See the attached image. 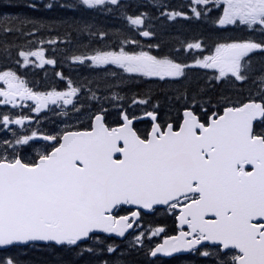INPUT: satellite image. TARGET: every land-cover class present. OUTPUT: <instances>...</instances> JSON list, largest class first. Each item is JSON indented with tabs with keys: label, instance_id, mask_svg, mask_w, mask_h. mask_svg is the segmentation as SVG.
Segmentation results:
<instances>
[{
	"label": "snow or ice",
	"instance_id": "6c2138e0",
	"mask_svg": "<svg viewBox=\"0 0 264 264\" xmlns=\"http://www.w3.org/2000/svg\"><path fill=\"white\" fill-rule=\"evenodd\" d=\"M214 6L222 7L212 20L214 25L244 26L260 39L255 35L224 38L210 55L191 63L145 50L126 51L125 44L137 43L128 40L119 50L71 57L74 62L116 65L125 73L176 85L172 91L183 108L178 128L159 122L157 101L152 110L143 113L152 121L145 136L133 126V121L142 117L130 118L122 111V122L109 127L103 106L89 114L90 126L83 130L66 126L56 134L33 129L30 135L13 132L11 139L0 136V264H28L21 250L38 242L54 251L58 246L73 257L68 261L61 257L59 264H79L86 255L93 258L86 264H129L126 255L145 248L146 237L150 241L165 232V228L156 227L126 238L141 218V210L157 205L167 206L175 215L177 231L146 247V256L196 253L209 264H264V59L258 64L252 60L253 55L264 53V0H189L188 12L183 11V5L172 8L159 0H145L135 13L128 12L132 5L126 6L124 0H17L6 7L115 12L126 15L130 25L145 26L153 10L171 21L210 16ZM68 27L91 30L86 22L77 24L75 20ZM36 34L37 24L28 15L0 12V57L7 58L15 50L21 67L32 63L30 57L54 64L52 59H42L44 48L26 51L17 43ZM105 35L99 31L100 37ZM139 35L152 37L154 33L142 30ZM31 44L28 41L29 47ZM201 47L197 41L184 50ZM193 67L212 69L215 74L201 85L187 76ZM56 75L63 78L61 73ZM224 79L233 85H248L247 96L232 100L221 95L214 104L208 95L211 83ZM0 83V105L18 107L30 100L35 102L32 112L39 113L50 103L62 101L76 113L82 110L73 100L82 89L71 81L66 91L38 92L8 68L0 70ZM104 87L110 97L89 89L88 99H123L113 91L114 85L105 83ZM149 103L150 95L141 98L134 94L131 100L132 105L147 107ZM210 106L217 111L207 115ZM202 115L207 119L202 120ZM26 122L32 123L33 117L0 115V125L7 131H12L11 125ZM37 139L56 146L51 151L37 150L36 157L26 161L18 149L31 147ZM124 205L134 206V210L117 215ZM114 237L125 238L123 248Z\"/></svg>",
	"mask_w": 264,
	"mask_h": 264
},
{
	"label": "trees",
	"instance_id": "16d2710c",
	"mask_svg": "<svg viewBox=\"0 0 264 264\" xmlns=\"http://www.w3.org/2000/svg\"><path fill=\"white\" fill-rule=\"evenodd\" d=\"M17 0H0V12H7L11 16L12 14L28 15L37 24V34L29 36L27 38H21L17 41L18 44L24 46V48H31L39 46L44 48V57L47 59H53L59 64L64 65L69 63L70 58L73 55H80L82 52L92 51V47L97 50H112L111 46L118 38L125 40L128 37L137 40V43H147L143 36L139 35V32L132 26L126 25L124 15H118V13L100 12L97 10H83V9H45L43 7L35 11H26L22 8L6 7L7 5L16 3ZM41 2H49V0H41ZM64 3H71L74 0H61ZM143 3L142 1H134L129 3L132 5L128 9L129 13H135L136 6ZM129 4H126L129 5ZM170 2L168 3V5ZM172 5V2H171ZM173 8V7H172ZM157 19V23L154 24V20ZM75 20L77 24H83L86 22L91 26V30L81 31L75 27L69 28L68 25ZM160 21V22H159ZM191 24L185 21H172V24L168 22L165 17L160 16L159 11L153 10L148 18V25H155L148 30L153 31L154 41L144 46L145 51H150L153 55L163 56L168 51H172L175 47L184 40L197 38V36L213 37L216 35V31H211L212 28L207 27L200 21ZM43 25V27H41ZM126 25V26H125ZM102 30L106 33L104 37L99 36V31ZM31 32L32 29H26ZM92 32H96L93 35ZM207 35V36H206ZM43 40L44 44H40ZM49 40H56V43H48ZM207 41V38L205 39ZM28 41H32L29 47ZM159 45V47H153ZM120 46L119 43L116 44ZM153 47V48H152ZM157 48V49H156ZM18 57L16 51L10 52L7 58L0 57V70L11 68L20 73L21 66L16 63ZM264 56L254 57L253 62L259 63ZM23 61H21L22 64ZM67 69V68H66ZM59 70L65 71L60 67ZM104 72H112L109 67L103 70ZM99 74V73H98ZM119 75V72H116ZM122 78H109L108 74L92 76L88 82L92 86V89L102 88L105 83L111 85H118L116 90L124 95L126 98L131 99L134 94H140L141 98L151 96V103L148 106L153 107V104L159 101V109H164L159 112V117L173 118L178 116L181 103L175 99V94L172 91L176 85L171 84L168 81H161L157 79H150L148 77H140L136 75L122 76ZM188 78L193 82L199 81L201 85H204L206 79L203 78L198 71L190 72ZM80 80V79H79ZM115 82V83H114ZM248 85L236 84L230 82H212L208 95L212 97L213 103L221 95L229 97L232 100H237L247 96ZM212 106L209 107V109ZM177 111V113H176ZM121 244L123 248L124 244L120 241H116ZM15 251V250H14ZM26 253L25 259L28 264H59L61 257L65 261L73 259L70 253L59 247L53 250L52 246L36 245L29 246L22 249ZM144 250H136L126 255V259L129 264H209L205 258L196 256H178L171 259H159L150 258L146 256ZM91 256H85L79 264H86L87 261L92 260Z\"/></svg>",
	"mask_w": 264,
	"mask_h": 264
},
{
	"label": "rangeland",
	"instance_id": "374dc122",
	"mask_svg": "<svg viewBox=\"0 0 264 264\" xmlns=\"http://www.w3.org/2000/svg\"><path fill=\"white\" fill-rule=\"evenodd\" d=\"M190 43V42H187ZM26 49V48H25ZM36 48H31V51H35ZM190 52H193L194 55H202L205 51L203 48H201L199 51H195V50H190ZM171 56V55H170ZM33 64H35V62H37L40 58L37 57H30L29 58ZM29 65V64H28ZM92 63H87V67L92 66ZM109 65V64H108ZM97 66V65H96ZM103 65H100L98 67H102ZM67 67H70L69 64H67ZM105 67V66H104ZM72 68V67H71ZM74 68V67H73ZM123 71V70H122ZM48 73V72H47ZM62 77H55L53 80L50 81V83L45 84V88L44 89H38L37 87H35L34 85H32V82H28L29 87H32L35 91L38 92H47V91H51V90H57V91H66L68 90V87H65L66 85H68V82L70 80H68V78H66L64 75L66 74L65 71H61ZM133 74V73H130ZM52 75V74H51ZM97 75L96 72H89V73H85V81H84V85H85V89H82V91L80 93H78L77 98L79 101H83L86 97V101H85V107L84 109H82V106H77L79 108H81L82 110L79 113H76L75 111H73L71 106H64L62 101L59 104H49V106L47 108H42L41 111L39 113H35V119H34V126L29 127L27 130L30 129H37V130H49L52 133L57 132V131H61V129L65 128L66 126H78L81 124H85L89 121V114H93V112L95 111V108H93V101L88 99V96H90V91L89 89L92 90V86L90 85V83L88 82V80L94 76ZM49 76V75H47ZM25 79V78H24ZM26 80V79H25ZM79 87L80 83L78 84ZM115 88L118 85H114ZM60 87H64V88H60ZM82 88V87H81ZM94 91H97V94L100 95L101 97H105L108 96L110 97L111 94H106V91L104 92L103 89L98 88V89H93ZM117 93V92H116ZM120 97H123L122 100H109V101H105L103 99L100 100H96V106L99 108L101 106H103L106 109V114L107 118L112 121L115 122L117 121V118L119 116V114L121 113V108H123L125 105L128 104V112L131 115H137L138 117L142 114L141 112L145 109L148 108L149 106L147 105V107L142 106V105H132L131 104V99L126 98L124 95H122L121 93H117ZM246 96V95H245ZM73 100L76 101V97L73 98ZM35 106V102L33 101L32 106ZM182 108V106L179 108V110ZM20 110V107L17 109H13V107L11 106V104L9 105H4L1 106L0 105V112L1 111H6L7 113H17ZM67 112V115H63L62 112ZM163 113H164V109H162ZM181 111V110H180ZM197 112H200V109L197 108ZM213 111H208V114H210ZM177 113V111H176ZM34 114V113H32ZM179 115V113L177 114ZM14 118V116H12ZM179 120L172 121L173 123H178L180 121V115L178 116ZM45 124L47 125L46 128H44L42 125ZM143 126V125H142ZM142 126H140V129H143ZM28 127V123H26L25 125H11L10 128L12 131H7L4 130L2 125H0V136H3L4 138H13V132H15L16 134L22 135V132L24 129H26ZM24 149H27V146L23 147ZM35 151H37V149H39L38 146H33L32 147ZM19 151V149H18ZM148 244V242H146V245Z\"/></svg>",
	"mask_w": 264,
	"mask_h": 264
},
{
	"label": "flooded vegetation",
	"instance_id": "af4514ba",
	"mask_svg": "<svg viewBox=\"0 0 264 264\" xmlns=\"http://www.w3.org/2000/svg\"><path fill=\"white\" fill-rule=\"evenodd\" d=\"M178 5V2L176 1H173L172 2V6L174 7H177ZM190 14V17H191V13ZM201 20H204L206 19V16H203L200 18ZM213 20V19H212ZM212 20H207L206 22H202L203 24H205L207 27L209 28H213L211 29V31H216V35L213 36V37H205V38H201L202 39V43L206 46H210L206 43H212L218 39H220V36L222 37L225 30L227 29V27L223 26V27H218L216 25H214L212 23ZM201 22V21H200ZM197 22L195 21H192L191 24H195ZM238 28H233L232 31H236ZM207 38V41L205 40ZM229 79H224L222 82L224 81H228ZM152 123H146L142 126V128H144L145 126L147 127L146 130H149L150 127H151ZM176 127L178 128L179 125L178 124H175ZM44 133H48V131L46 130H43ZM146 134H142V136H145ZM45 145L42 146V148L44 147ZM29 153L32 155V159L33 157L36 155L35 154V150L32 148ZM31 159V160H32ZM250 167V166H249ZM131 210H134L132 207H122L118 210L117 212V215H126L129 211ZM177 215L179 214L178 212L176 213ZM155 225L156 227H163L165 228V232L163 234H158L156 235L154 238L155 239H151V240H160L164 238L165 235H173V234H176V231H177V221H176V218H175V215H173L168 209L167 207H158L156 209H154L153 211L151 212H143L141 211V218L139 219V221L136 223V227L134 228L135 229H140V231H142L143 229H146L147 227L149 226H153ZM133 236V235H132ZM131 236V237H132ZM145 241H149L148 238L146 237L145 238Z\"/></svg>",
	"mask_w": 264,
	"mask_h": 264
},
{
	"label": "water",
	"instance_id": "95a60500",
	"mask_svg": "<svg viewBox=\"0 0 264 264\" xmlns=\"http://www.w3.org/2000/svg\"><path fill=\"white\" fill-rule=\"evenodd\" d=\"M134 122V121H133ZM39 243H45V242H39ZM159 255H162V254H159Z\"/></svg>",
	"mask_w": 264,
	"mask_h": 264
}]
</instances>
